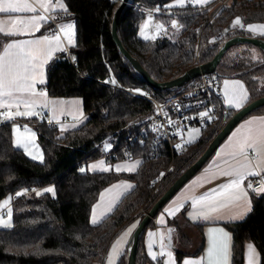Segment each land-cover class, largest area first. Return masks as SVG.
<instances>
[{
  "label": "trees",
  "instance_id": "obj_1",
  "mask_svg": "<svg viewBox=\"0 0 264 264\" xmlns=\"http://www.w3.org/2000/svg\"><path fill=\"white\" fill-rule=\"evenodd\" d=\"M64 1L67 12L62 17L76 26V44L68 48L73 61L67 51L56 54L47 65V82L42 88L51 96L82 97L86 118L79 126L63 128V131L59 124L46 119H18L29 122L37 131L43 162L14 146L12 123L16 120L0 123V201L12 196L13 216L11 227L0 228V264H102L113 239L132 220L142 218L143 210L151 209L203 154L219 125L238 110L228 107L222 96L215 94V122L203 127L201 135L183 153L173 155L166 139L157 140L148 128L141 132L153 110L152 100L142 94L163 98L180 87L162 91L150 86L115 44L112 22L120 1ZM169 1L130 0L118 23L124 46L157 81L171 80L199 61H210L231 36H254L233 27L234 19L264 21V0H230L210 22L212 6L225 0L204 7L191 4L165 13L163 7ZM154 8L161 11L163 18H175L182 24L183 29L176 39L160 36L145 40L140 36L139 30L149 10ZM197 26L200 30H196ZM216 37L222 38L214 41ZM8 40L9 36L0 35V45ZM217 71L219 78H240L245 82L249 90L247 103L264 95V50L258 46L244 43L230 47ZM257 112L264 113V105L247 115ZM109 135L116 137L111 151L116 156L110 161L142 158L137 171L91 172L86 169L81 172L82 165L107 154L102 143ZM121 178L133 181L135 186L123 195L111 213L99 223H91V209L101 191ZM50 184L55 186L54 196L45 191L37 192ZM18 192L24 194L17 196ZM251 193V211L243 220L228 224L233 234L232 264H244L247 241L257 246L260 264H264V192ZM152 224L153 220L146 228ZM142 240L143 234L136 264H146L149 260ZM127 263L128 251L118 260V264Z\"/></svg>",
  "mask_w": 264,
  "mask_h": 264
},
{
  "label": "crops",
  "instance_id": "obj_2",
  "mask_svg": "<svg viewBox=\"0 0 264 264\" xmlns=\"http://www.w3.org/2000/svg\"><path fill=\"white\" fill-rule=\"evenodd\" d=\"M218 0H205V3L203 4H195V3H188L186 0V3L183 7L187 5H193V6H200L204 7L210 4L211 2H215ZM28 3L31 4V6L35 7L37 11L35 13L30 12H24V13H0V21H3V27L5 28V31H14L13 24L11 22L16 21L19 17L20 19H27L34 15H45L48 17V22L45 23L43 21L40 22V28L39 31L29 32L28 34L9 37V40L7 43H10L12 40H26V39H41L44 36H52L59 33L60 35V46L62 48H65L68 50L69 47L74 46L76 44V35H75V44L69 45L67 38L64 36V34L60 31V26L65 25L68 23H73L70 19L63 18L62 16L65 15V12L60 10L59 7H56L52 11L45 12L44 9L40 6L38 3V0H28ZM175 3V0L169 1L167 4L164 5L163 10L165 13L167 10H171L173 8H181L179 6L177 7H169V5H173ZM52 4L56 5L57 0H52ZM63 4L66 6L65 1L63 0ZM67 8V7H66ZM161 11H156L154 13L148 12V18L151 19L152 23H157L162 26V34H156V38L160 36H164L170 39H173L177 37L182 29L183 26L180 22L177 21V19H165L162 17ZM169 13V11L167 12ZM175 21L176 25L173 27L172 22ZM147 24L148 26L144 28V31L147 32L149 29V22L146 21L144 25ZM142 26V28L144 27ZM19 27V25H17ZM141 29V28H140ZM76 31V29H75ZM254 36H261L259 32H253L248 31ZM6 43V44H7ZM5 44V45H6ZM3 50V49H2ZM2 50L0 52H2ZM63 51H56L53 55V57ZM52 60V59H51ZM50 60V61H51ZM49 61V62H50ZM48 62V63H49ZM48 65V64H47ZM47 65H45V81L47 82ZM227 81H240L242 88L241 90H246L247 93V99L243 102V106L247 104V101L249 100V90L245 84V82L240 78H229L226 79ZM225 80V81H226ZM46 82L43 84L45 85ZM41 84H37V90L38 91H44L46 92L45 97H38L37 100L40 104V107L36 108V111L41 112L42 116L44 118L37 117L38 120L46 119L49 122L59 124L62 128H71L73 125L74 127L79 126L86 118V112L84 109V102L83 98L80 96H51L49 95L48 91L45 88H42ZM233 87H240L234 84H230L229 88ZM225 87L224 82L222 81V99L225 102V104L228 107H232L228 104V97L225 96ZM73 101H79L80 103L78 105H73ZM44 105H47V107H44ZM235 108V107H232ZM55 109V111H53ZM239 109V108H236ZM6 109H0V111H5ZM16 108H13L12 111H16ZM20 111H25L26 109L23 107V105L20 106ZM19 118H29V117H16L13 123H19L21 125H25L29 122L18 120ZM1 123V122H0ZM252 126H258L261 123H264V113H252L249 115H246L239 121L236 126L232 129V131L229 133V135L223 140V142L219 145V147L216 149L213 156L210 158L208 163L201 168L193 177H191L177 192L176 194L163 206V208L158 212L157 216L152 219L153 224L145 228L142 232L143 234V249L146 252L148 256V262L146 264H167L168 257L167 252L170 251L172 253V259L174 261V264H184V261L186 260H199L201 258H204L203 264H207V251L209 248V228H223L231 237L230 239V259L229 264H232V252H233V234L231 230L228 227L229 223L237 222L243 220L247 214L251 211L253 207L252 202V190H248V196L247 198H241L239 200H225L223 198L219 199L218 202L215 204L216 211L212 213V219H209L207 221L198 219V220H192L189 216V213H192L194 211H197V209H194L192 207V199L196 197H200L204 195L205 193L209 192L212 189L219 188L220 185L225 184L228 182L231 177H227L222 175L221 173L223 171L229 170L231 168H237L240 166V164L244 163V158L242 156H233L232 153L236 151L234 145L236 144V141L239 140L247 131V128L249 125ZM30 124V123H29ZM32 125V124H30ZM33 126V125H32ZM190 140V139H189ZM113 144H114V140ZM194 141V140H193ZM114 145L106 150L107 153L111 152ZM22 149V148H21ZM27 155L28 153L22 149ZM30 156V155H28ZM249 159L252 162V169L256 171H260V173H264V171H261L255 161V154L249 150L248 153ZM31 157V156H30ZM103 160L105 163V166L110 167L111 170L109 171H115L117 165H131L135 163L136 161H141L142 158H125L120 160H112L109 161L105 156L96 158L87 164V170H89V166L97 163L99 161ZM141 163L136 167V170L139 168ZM91 171V170H89ZM135 171L129 172V171H119L124 173H133ZM94 172V171H91ZM100 172V171H95ZM107 172V171H105ZM252 176H247L246 179L243 182V186L247 189V186L249 184V180ZM124 183L131 184L135 186V183L129 179L121 178L113 183H111L109 186L104 188L97 201L93 204V207L91 209V215H90V221L93 215V210H95V214L97 218L99 219V222L106 217L109 213L112 212V210L116 207L120 199L123 197L124 194L129 192L131 189L125 190ZM114 185H120L118 188H114ZM108 189H111V191H106ZM8 200L7 197L3 198L0 201V217L6 216L7 209H11L12 205V196L10 202L5 205L4 201ZM180 205H183V207H180ZM179 210L177 211V209ZM172 211L175 213V215H168V212ZM163 217V223H161V218ZM232 217H237L236 219H231ZM13 218V217H12ZM5 221L12 222V220H8L5 217H3ZM141 218L137 217L134 220H132L118 235L113 239L111 245L109 246L105 259L103 260L102 264H108V257L111 254L112 246L116 244L117 240H120V238L123 236V234L133 225L136 224L138 226ZM177 221V223L175 222ZM98 222V223H99ZM97 224V223H96ZM136 226V228H137ZM4 226H0V228H3ZM136 228L133 229V231L128 235L125 236L124 239L121 241V244L118 246L121 249V255L125 252L129 251L131 248V238L133 236L134 231ZM172 229V240L173 244L171 246L166 247L165 249V255L160 256L159 253L161 251L160 248V237L161 234L164 235V241L163 243L167 245V235L168 230ZM149 233H153L154 235L150 238ZM141 234V235H142ZM152 242V251L157 253V258L153 260L151 256L148 254V244L149 242ZM251 244L254 246L256 255L254 257L255 264H260L261 261V255L257 248V246L252 241H247L245 243L244 247V264H248V245ZM178 252H181L178 253ZM180 254V256H179ZM116 259V264L120 258V256ZM142 264V263H139Z\"/></svg>",
  "mask_w": 264,
  "mask_h": 264
},
{
  "label": "snow or ice",
  "instance_id": "obj_3",
  "mask_svg": "<svg viewBox=\"0 0 264 264\" xmlns=\"http://www.w3.org/2000/svg\"><path fill=\"white\" fill-rule=\"evenodd\" d=\"M188 3L203 4L205 0H187ZM40 6L44 9L45 12L52 11L56 7H59L60 10L67 12L66 6L63 4V0H57V4L53 5L52 0H38ZM186 3V0H175L173 5L169 7H183ZM37 9L31 4L28 3V0H0V13H24L30 12L35 13ZM48 22V17L45 15H34L27 19L17 18L16 21L11 22L13 24L14 31H5L3 27L4 22L0 21V35L14 37L19 35L28 34L29 32L39 31L40 22ZM19 25V27H17ZM173 27H175L176 22H172ZM240 26L244 28L241 18H236L233 23V27ZM147 27V24L141 29L140 35L145 40H154L156 39L155 35H149L144 31V28ZM158 29L162 26L158 25ZM248 30L253 32H259L264 34V24L255 25L251 24L247 26ZM76 26L75 23H68L60 26V31L67 38L69 45L75 44V35H76ZM158 34V33H157ZM2 47V52H0V109H6L5 111H0V122L12 121L16 117H40L44 118L41 112L36 111L35 109L40 107V104L37 100L38 97H45L46 92L38 91L37 84L43 85L45 81V65L53 58V55L56 51H66L65 48L60 46V35L57 33L52 36H44L41 39H26V40H12L6 45H0ZM256 57L254 56L253 59ZM114 83V81H113ZM230 84H234L240 87L229 88ZM225 87V96L228 97V104L235 108H241L243 102L247 99L246 90H241L242 85L240 81H224ZM79 101H73V105H78ZM26 109L25 111H20V106ZM47 107V105H44ZM13 108H16V111H12ZM55 111V109H53ZM200 117H208V112H202L199 114ZM211 119V117H209ZM51 122V121H50ZM171 123V121H169ZM75 125H73L74 127ZM64 129L62 128L61 131ZM198 131V130H194ZM16 140L15 145L18 148L24 149L28 155H30L34 160H39L40 162L44 161V156L42 152L37 151L35 155L29 151V145L34 144L35 133L28 129L25 126V132H21L19 127L15 129ZM25 133H30L26 135ZM192 141L190 140L189 143ZM110 147V146H109ZM236 151L232 153L235 156H242L244 158V163L240 164L237 168H231L229 170L223 171L221 174L227 177H231L227 183L222 184L217 189H212L209 192L205 193L200 197L192 199V207L197 209L192 213H189V216L192 220H209L212 219V213L217 209L215 204L219 199L223 198L225 200H239L241 198H247L248 190L255 191L256 193L264 192V187L261 188H252V184L249 182L247 189L243 186V182L247 176H259L260 171L252 169V162L249 159L248 153L251 150L255 154V161L257 167L264 171V123H261L258 126H252L251 123L247 128L245 134L236 141L234 145ZM141 163V161H136L131 165H117L116 171H135L136 167ZM91 171H100L105 172L111 170L110 167L105 166L103 160L94 163L89 166ZM81 172H84L85 169L81 168ZM125 190L131 189L134 187L131 184L124 183ZM114 188L120 187V185H114ZM27 190H25L26 192ZM47 193L55 195V190L52 187H49L44 190ZM106 191H111L108 189ZM24 192L16 193L17 196L23 195ZM40 195V193H37ZM11 200V197L8 200L4 201V204L7 205ZM183 207V205H180ZM179 208L177 209V211ZM11 209L8 210V220L11 219ZM168 215H175L174 212L169 211ZM237 217H232L231 219H236ZM99 222L93 210V215L91 218V223L96 224ZM161 223H163V217L161 218ZM0 226L10 227L11 225L7 223L0 217ZM136 224H133L120 238L116 241V244L112 246L111 254L108 257V264H116V259L121 255V249L118 247L121 244V241L125 236H128ZM173 230L169 229V245H165L164 235L161 234L160 237V256L165 255L166 247L170 246L171 242V232ZM209 248L207 251V264H229L230 259V235L223 228H209ZM153 233H149L150 238L153 236ZM152 242L150 240L148 244V254L153 260L157 258V253L152 251ZM248 264H255L254 257L256 251L253 245L249 244L248 246ZM168 261L167 264H174L172 259V253L167 252ZM204 258L199 260H186L184 264H203Z\"/></svg>",
  "mask_w": 264,
  "mask_h": 264
},
{
  "label": "built area",
  "instance_id": "obj_4",
  "mask_svg": "<svg viewBox=\"0 0 264 264\" xmlns=\"http://www.w3.org/2000/svg\"><path fill=\"white\" fill-rule=\"evenodd\" d=\"M230 0L219 1L212 6L208 18V22L217 15V13ZM158 9L154 8L149 12L154 13ZM196 30H200L197 26ZM222 37H216L214 41ZM200 42V38L198 39ZM67 51L68 58L73 61L69 50ZM199 59V48H198ZM198 63H201L200 61ZM222 92V78L215 74H203L189 86H181L172 93L163 98H156L148 94H142L153 102V110L147 118L146 125L141 129L144 132L145 128L152 130L155 138L166 139L170 144L173 155L183 153L189 143L187 132L192 129H202L209 123L216 120V106L214 95ZM208 112V117H200V113ZM211 117V119H209ZM171 121V123H169ZM225 122L219 125V129ZM109 161L116 156L115 152H109L104 155ZM125 159V158H122ZM252 188L264 187V173L259 176H252L249 180ZM147 211H145L146 213ZM144 213V214H145ZM106 256V255H104Z\"/></svg>",
  "mask_w": 264,
  "mask_h": 264
},
{
  "label": "water",
  "instance_id": "obj_5",
  "mask_svg": "<svg viewBox=\"0 0 264 264\" xmlns=\"http://www.w3.org/2000/svg\"><path fill=\"white\" fill-rule=\"evenodd\" d=\"M120 5L116 9L113 22H112V36L115 44L119 47L120 51L128 58L132 65L141 73L143 78L148 82V84L158 90H167L176 87L184 86L190 80L203 75V74H218L217 67L221 61L225 52L232 46L237 44L250 43L258 46L264 50V37L261 36H250L237 34L227 38L216 55L208 62H201L193 66L192 68L185 71L182 75L166 81H157L154 79L150 73L143 67V65L127 50L124 46L119 33H118V23L121 12L123 8L130 2V0H119ZM264 105V95L256 98L241 108L223 124V126L218 130L215 137L212 139L203 154L185 171L179 178L160 196V198L154 203L149 211H147L141 218L136 230L131 238V248L128 255L127 264H136V257L138 251L139 240L142 232L148 226L149 222L154 219L158 212L163 208V206L176 194V192L191 178L193 177L205 164L207 159L216 151L223 140L229 135L236 124L241 121L248 113L252 112L254 109ZM169 235V230H168ZM167 235V245H169ZM172 232H171V242L172 243Z\"/></svg>",
  "mask_w": 264,
  "mask_h": 264
},
{
  "label": "rangeland",
  "instance_id": "obj_6",
  "mask_svg": "<svg viewBox=\"0 0 264 264\" xmlns=\"http://www.w3.org/2000/svg\"><path fill=\"white\" fill-rule=\"evenodd\" d=\"M236 19H234V21H235ZM146 21H148L149 22V24H150V26H149V29L147 30V34H149V35H156L157 33L159 34V35H161L162 34V31H164V29H162V27H160L159 29H158V25L159 24H157V23H152V21H151V19L150 18H148V16L146 17V19H145V21L143 22V24H142V26L144 25V23L146 22ZM234 21H233V23H234ZM241 21H242V23H243V25L245 26L244 28H242V29H244V30H246V31H251V30H248V28H247V26L248 25H251V24H255V25H261V24H264V21H260V22H246V21H243L242 19H241ZM142 26H141V29H142ZM148 26V25H147ZM161 26V25H160ZM237 28H241L240 26H236ZM141 29L139 30V34H140V32H141ZM256 33V32H255ZM180 35V34H179ZM178 35V36H179ZM260 35H261V37H264V34H261L260 33ZM141 36V35H140ZM177 36V37H178ZM142 37V36H141ZM177 37H175V38H173V40L174 39H176ZM229 78H231V77H223L222 78V81L224 82L226 79H229ZM25 126H27V128L28 129H31V131L32 132H34L36 135H35V138H34V144H31V145H29V151H31L32 153H33V155H35L36 153H37V151H39V152H42L43 153V150H42V148H41V145H40V143H39V141H38V139H37V131L35 130V128L32 126V125H30L29 123H27V124H23V125H21V124H19V123H12V136H13V144H14V146L16 147V145H15V140H16V132H15V129L17 128V127H19V129H20V131L23 133V132H25ZM194 130H198V131H194ZM26 135H30V133H25ZM201 135V130L200 129H192V130H190V131H188L187 132V136H188V138L191 140V141H193V140H196L199 136ZM113 138H116L114 135H109L104 141H103V143H102V147H103V149H105V150H108V149H110L114 144H113ZM110 146V147H109ZM21 149V148H20ZM43 156H44V153H43ZM32 158V157H31ZM33 159V158H32ZM37 161H39V160H37ZM88 164V163H87ZM87 164H84V165H82L81 166V168H84L85 170L87 169ZM49 187H52V188H54V190H55V186L53 185V184H50V185H48V186H45V187H43V188H40V189H38L37 190V192H43L45 189H47V188H49ZM9 197H11L10 195L9 196H7V198H9ZM10 209V208H9ZM9 209H7V211H6V216H3V217H5L6 219L8 218V210ZM11 213H12V210H11ZM143 213H145V211L143 210ZM13 216L11 215V219L10 220H12L13 218H12ZM8 224H10L11 226L13 225V221L12 222H8ZM10 226V227H11ZM5 227V226H4ZM117 264H118V262H117Z\"/></svg>",
  "mask_w": 264,
  "mask_h": 264
}]
</instances>
